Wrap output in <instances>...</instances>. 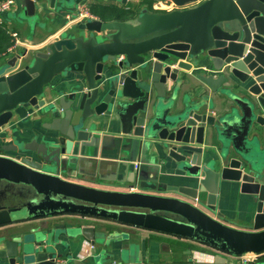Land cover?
<instances>
[{
  "label": "water",
  "instance_id": "obj_1",
  "mask_svg": "<svg viewBox=\"0 0 264 264\" xmlns=\"http://www.w3.org/2000/svg\"><path fill=\"white\" fill-rule=\"evenodd\" d=\"M40 1L24 0L30 15ZM81 1L64 0L75 4L73 11ZM173 1L179 8L146 7L128 21L77 22L79 36L0 64V128L17 117L29 120L31 110L50 116L45 126L53 132L46 142L2 147L11 155L0 153V169L39 187L45 205L34 211L3 208L0 226L32 213L81 212L197 239L224 252L264 250V0ZM49 2L54 6L57 0ZM193 68L204 86L234 106L218 116L210 113L205 90L172 113L168 81L176 84L185 78L181 72ZM72 71L83 73L85 91L77 83L68 95L42 98L57 75ZM107 113L117 124L97 119ZM86 157L123 162L128 176L114 186L126 191L66 179ZM160 161L191 175L197 185L160 183ZM225 181L239 183L254 201V221L246 228L213 216ZM170 191L179 196L163 195ZM75 229L73 236L94 240L93 226ZM0 264L69 261L56 256L45 232L32 230L0 237Z\"/></svg>",
  "mask_w": 264,
  "mask_h": 264
},
{
  "label": "crops",
  "instance_id": "obj_2",
  "mask_svg": "<svg viewBox=\"0 0 264 264\" xmlns=\"http://www.w3.org/2000/svg\"><path fill=\"white\" fill-rule=\"evenodd\" d=\"M90 1L92 0L81 2L89 4ZM74 5H67L64 0H57L55 5L51 6L49 0H41L37 3L35 13L30 15L24 0H16L10 11L0 13V23L6 25L11 35L17 34L12 46L13 50L0 57V64L6 63L16 54L44 49L56 39L79 36L80 32L74 27L76 23H68L67 20V15L72 13ZM196 71L199 69L193 68L190 72H181L180 77L182 75L185 78H180L176 84L168 81L170 92H174L171 98L172 113L182 110L190 100H195L197 91L205 90L210 95V100H207L206 104V109L210 113L218 116L234 106L226 95L214 93L204 86L195 77ZM77 83L81 84L84 91L86 90V81L81 72L72 71L57 75L53 83L45 88L42 98L49 102L62 95H68L73 92ZM33 112L30 110V118L27 121L17 117L0 128V153L11 155V152L2 149L4 145H17L18 143L22 145L36 139L38 142L50 140L53 132L47 129L45 124L49 123L52 118L46 115L40 117L38 113L35 115ZM109 116L107 113L97 119L115 124V116L112 114L115 123L108 121ZM111 124H107L106 130H112ZM122 163L113 157L92 159L86 157L81 161L80 170L75 171V176L65 178L92 187L126 191L124 188L114 186L117 180L128 176V170ZM157 164L159 165L157 172L160 183L167 186L197 185L194 177L180 172L174 166L169 165V167L162 161ZM133 167H130L131 171ZM148 176L151 177L152 174L148 173ZM40 191L39 187L17 180L9 172L0 169V210L27 207L34 211L38 207H44L45 204L40 202ZM163 195L179 196L173 191L163 193ZM205 197L206 194L202 195V198ZM184 199L195 205L198 204L196 199ZM216 200L217 213L213 216L219 217L227 225L246 228L247 225L253 223L254 201L248 193L241 192L239 183L223 182ZM78 226H93L95 228L94 240L90 241L81 234L73 236L72 233ZM32 230L36 233L45 232L48 243L55 249L56 256L59 255V258L66 262L69 261V264H229L239 261L240 255L236 252L218 250L197 239L169 235L135 225L130 226L105 216H94L81 212L32 213L28 217L1 225L0 237L10 239L13 234L27 233ZM259 253L261 255L254 263L264 264V250Z\"/></svg>",
  "mask_w": 264,
  "mask_h": 264
},
{
  "label": "trees",
  "instance_id": "obj_3",
  "mask_svg": "<svg viewBox=\"0 0 264 264\" xmlns=\"http://www.w3.org/2000/svg\"><path fill=\"white\" fill-rule=\"evenodd\" d=\"M154 0H141L139 3L132 1L127 4L105 3L101 0H92L89 2V11L97 15L104 21L109 20H130L138 15L143 8L153 10ZM156 11V10H155ZM14 43V38L10 34L6 25L0 23V56L6 52Z\"/></svg>",
  "mask_w": 264,
  "mask_h": 264
},
{
  "label": "built area",
  "instance_id": "obj_4",
  "mask_svg": "<svg viewBox=\"0 0 264 264\" xmlns=\"http://www.w3.org/2000/svg\"><path fill=\"white\" fill-rule=\"evenodd\" d=\"M15 2L16 0H0V13L10 11L14 7ZM185 7L190 6L186 4ZM153 8L156 11L165 12L177 9L179 6L173 0H154ZM90 19H98V16L89 11V5L86 2H80L77 4L75 11L67 15L68 23H77ZM12 36L15 40L17 34L15 33ZM12 46L6 52H4L2 56H5L7 53L11 52L13 50ZM259 255H261L259 252L247 251L239 255V261L229 264H249L259 259Z\"/></svg>",
  "mask_w": 264,
  "mask_h": 264
},
{
  "label": "rangeland",
  "instance_id": "obj_5",
  "mask_svg": "<svg viewBox=\"0 0 264 264\" xmlns=\"http://www.w3.org/2000/svg\"><path fill=\"white\" fill-rule=\"evenodd\" d=\"M102 2L105 3H115V4H121L120 0H101ZM134 3H139L141 0H131ZM197 3H188L189 6L196 5Z\"/></svg>",
  "mask_w": 264,
  "mask_h": 264
}]
</instances>
